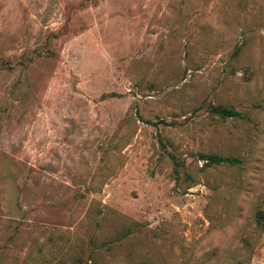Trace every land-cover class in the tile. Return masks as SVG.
<instances>
[{
	"label": "rangeland",
	"instance_id": "obj_1",
	"mask_svg": "<svg viewBox=\"0 0 264 264\" xmlns=\"http://www.w3.org/2000/svg\"><path fill=\"white\" fill-rule=\"evenodd\" d=\"M257 208L264 0H0V264H264Z\"/></svg>",
	"mask_w": 264,
	"mask_h": 264
},
{
	"label": "trees",
	"instance_id": "obj_2",
	"mask_svg": "<svg viewBox=\"0 0 264 264\" xmlns=\"http://www.w3.org/2000/svg\"><path fill=\"white\" fill-rule=\"evenodd\" d=\"M206 108L209 113L214 114L221 119L245 117L242 112L228 105L214 104L209 102ZM197 156L199 160H203L204 167H211L223 163L233 164L237 162V160L231 156H223L216 153H198ZM178 163L176 161L174 162V171H177V166L179 164L183 165V162L179 164ZM252 221L257 229H259L261 232H264V210L260 208L255 209L252 216Z\"/></svg>",
	"mask_w": 264,
	"mask_h": 264
}]
</instances>
